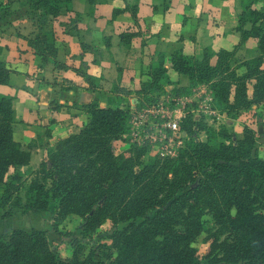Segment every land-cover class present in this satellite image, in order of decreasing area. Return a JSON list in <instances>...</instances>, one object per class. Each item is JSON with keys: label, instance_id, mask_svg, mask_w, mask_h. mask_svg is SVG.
Instances as JSON below:
<instances>
[{"label": "trees", "instance_id": "obj_1", "mask_svg": "<svg viewBox=\"0 0 264 264\" xmlns=\"http://www.w3.org/2000/svg\"><path fill=\"white\" fill-rule=\"evenodd\" d=\"M24 2L36 30L27 44L43 61L53 62L50 21L70 9V0ZM10 3L2 0L0 13ZM235 30L239 41L256 39V55L237 60L233 50L205 48L199 56L172 53L165 64L158 54L136 90L134 108L199 84L208 86L213 107L227 118L264 105V0H240ZM168 68L184 75L188 86H175ZM8 75L0 60V85L7 84ZM80 107L86 123L47 147L45 160L21 171L34 144L12 138L11 96L0 93V219L20 214L46 221L1 230L0 264H264L263 129L243 125L235 137L228 125L214 128L187 114L180 122L187 137L180 151L144 161V147L114 153V142L125 140L129 109L95 101ZM200 131L204 139L197 137ZM69 215L80 222L67 239L69 255L61 256L50 242L63 238L56 225ZM203 215L214 229L200 257L192 242L204 228ZM105 222L106 241L85 245L86 235Z\"/></svg>", "mask_w": 264, "mask_h": 264}, {"label": "crops", "instance_id": "obj_2", "mask_svg": "<svg viewBox=\"0 0 264 264\" xmlns=\"http://www.w3.org/2000/svg\"><path fill=\"white\" fill-rule=\"evenodd\" d=\"M69 6L50 21L53 62L43 61L27 44L31 24L13 33L11 23L0 27V60L9 69L0 93L11 96L12 138L34 144L21 171L45 160L47 147L86 123L80 104L95 101L100 107L133 109L136 90L158 54L165 64L172 53L199 56L205 48L233 50L237 60L257 54L256 39L239 41L235 30L240 0H70ZM167 75L175 86H188L184 75L170 68ZM199 91L212 97L207 85L190 86L182 95L187 96L181 99L186 102L183 108L195 106L188 102ZM178 110L172 114L177 116ZM223 120L235 137L241 136L242 119ZM123 139L113 145L119 154L129 147ZM259 151L264 157L262 146Z\"/></svg>", "mask_w": 264, "mask_h": 264}, {"label": "rangeland", "instance_id": "obj_3", "mask_svg": "<svg viewBox=\"0 0 264 264\" xmlns=\"http://www.w3.org/2000/svg\"><path fill=\"white\" fill-rule=\"evenodd\" d=\"M2 3V0H0V6ZM1 8V7H0ZM28 6L25 4L24 0H12V3L8 4L6 8L4 9L3 13H0V27L5 26L7 23H11L9 27L12 28L13 32H18L22 29V27H25L24 25H29L30 20L28 19ZM49 28V27H48ZM34 27L30 26V29L27 33V35L31 36L34 32ZM51 29V26H50ZM191 117H194L195 119H202L204 123L207 125L218 128L220 125H224L226 127V122L221 118H216L210 114L204 113L202 111L193 112V114H190ZM242 121H239L240 126L247 125L248 127L252 128L253 130H261L260 128H264V105H259V107L256 110H252L251 108L247 110L240 111L237 115ZM261 118L263 120L257 121V118ZM260 123V124H259ZM229 128V127H228ZM232 130V127L229 128ZM197 137L200 139H204L205 135L202 131L197 133ZM187 137H185L182 141L181 146L176 151V154L180 151L181 147L184 145V142L186 141ZM114 145V144H113ZM114 147V153L119 154V151L116 152L117 146ZM259 154H262L261 151H259ZM157 154L152 153H145L142 160H148L151 157ZM174 157V156H173ZM202 219L205 220L204 222V228L203 230L195 237V239L192 242V245L195 247L197 254L201 257L205 254L208 246V241L206 240L207 234L214 229L212 226V223L207 215H203ZM80 222L79 217L74 215H69L65 217L64 219L60 220L56 228L61 233L62 239L60 238H54L51 240V245L53 248H55L59 255L66 256L70 253V246L67 239H69V236L76 233V226ZM46 221L45 219H42L41 217H33V216H23L14 214V216L8 218L6 221L0 219V231H7L11 227H23V228H29V227H38L41 225H45ZM108 223H103L101 226L97 228L95 232L89 233L86 235L85 239V245H89L90 240L92 241H106V239L103 237V232L107 228ZM98 234V235H96ZM202 262L204 260L201 259Z\"/></svg>", "mask_w": 264, "mask_h": 264}, {"label": "built area", "instance_id": "obj_4", "mask_svg": "<svg viewBox=\"0 0 264 264\" xmlns=\"http://www.w3.org/2000/svg\"><path fill=\"white\" fill-rule=\"evenodd\" d=\"M191 96L192 100L188 104L195 106L190 111L183 108L186 102L181 100L187 96L165 94L152 104L130 109L124 134L128 146L144 147L147 153L161 157H173L186 137L180 128V122L185 115L202 111L216 118H225L213 107L212 97L204 91H199L196 95L192 93ZM178 107L179 114L174 116L172 111Z\"/></svg>", "mask_w": 264, "mask_h": 264}]
</instances>
